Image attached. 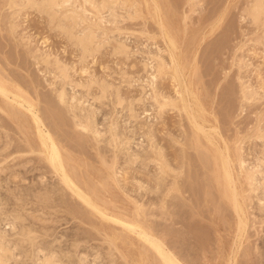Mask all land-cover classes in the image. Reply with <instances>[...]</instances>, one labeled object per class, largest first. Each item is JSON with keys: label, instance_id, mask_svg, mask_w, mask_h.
<instances>
[{"label": "rangeland", "instance_id": "obj_1", "mask_svg": "<svg viewBox=\"0 0 264 264\" xmlns=\"http://www.w3.org/2000/svg\"><path fill=\"white\" fill-rule=\"evenodd\" d=\"M7 1L0 0V80L13 91L20 88L22 94L38 105L37 110L45 126L62 149L68 171L80 186L91 193L93 199L108 212L141 220L186 264H264V187L260 188L259 183L255 185L251 182L252 175L259 179L264 176V20L253 23L246 13L253 0H118L115 15H111L108 10L102 14L107 20L101 18L91 3L78 0L76 6H81L77 10L81 13L80 9L85 8L81 15L88 18L76 25L73 31L78 33L91 26L95 32L98 29L96 41L103 42L98 51L86 58L80 47L68 37V33L58 26L63 19L61 14L64 9L68 12L71 6L59 7L56 23L55 20L51 21L47 13L35 7L21 5L18 8L11 4L14 0H9L11 3L8 1L10 5H7ZM16 11L19 12L17 16ZM64 19L67 20H63L66 24H71V19ZM160 23L165 24L176 40L175 55L182 70V83L174 79L168 67L171 56ZM119 39L130 44L128 54L116 52L115 45ZM96 41L94 45H97ZM156 53L165 57L168 65L165 72L158 73L155 85L159 86L155 90L148 81L152 69L146 70L143 62L152 60V55ZM47 57L49 64L45 61ZM56 61H59L60 66L65 65L69 78L62 80L61 76L62 79L57 77L60 72ZM154 63L157 64V61ZM90 81L93 83L89 84L91 86L88 89L86 83ZM105 81L108 88L103 95L100 88ZM60 87L65 88L69 96L77 94L84 100L87 98L82 109L85 106L83 111H88L85 110L84 114L82 110L68 108L67 104L60 102L56 96V88ZM247 87L253 92H249ZM245 88L247 91H244ZM156 91L160 102L164 101L162 95L166 94L167 101L174 98L177 105L161 107L155 99ZM86 92L91 93L88 95ZM246 92L253 93L250 99H245ZM117 93L123 98L121 104L117 103ZM182 93L187 99L189 111L208 134L198 130L192 122L193 116L185 111L184 102L180 99ZM3 96L0 93V229L6 231L5 241L7 238L11 240L6 241L7 246L11 245L14 249L11 252L9 246L10 255L16 254L10 256L7 263L38 264L37 260L46 253L52 254L49 252L51 250L58 264H158L160 259L155 251L138 235L100 217L65 185L39 153L41 143L32 115L11 101L13 96ZM86 103L93 107L88 108ZM131 104L139 117L131 116ZM91 110H96L95 127H99L102 134L82 130L81 126L76 125L77 121L85 120ZM115 125L119 130L118 135H124L122 139L132 138L130 146H125L127 149L121 146V138L114 140L117 136L112 134L114 130L111 127ZM214 126L215 129L212 128ZM161 147H164L163 151ZM158 148L162 153H159ZM133 151L136 154L130 155ZM217 152L224 157L228 154L225 159L230 160L234 189L245 211L247 209L246 215L250 220L244 230L240 229V217L229 197L223 164ZM161 154H164L163 157H160ZM164 160L172 168H184V174L181 175L185 176L187 185L180 175V186L177 184L178 177L174 182L173 172L160 174V165ZM160 176L163 177V183H160ZM164 176L169 177V180ZM253 186L260 190H252ZM169 189L170 194H174L166 196ZM259 197H263L260 198L263 203L259 202ZM173 201L178 202L177 207L176 203L172 204ZM136 203L141 204L138 206L141 210H136ZM168 209H171V213ZM166 211L171 217L178 212L173 218L179 219L182 214L186 216H182L181 223L180 220H173ZM17 214H21L23 219L17 220L18 230H13L10 223ZM175 221L176 225L173 223ZM166 228L170 230L167 232ZM30 229V235L22 231L29 233ZM180 231H183V235ZM33 245L38 249L33 248ZM141 246L144 251L140 249ZM83 253L88 255L85 263L80 258ZM35 254L38 259H35ZM159 264H162L161 261Z\"/></svg>", "mask_w": 264, "mask_h": 264}, {"label": "bare ground", "instance_id": "obj_2", "mask_svg": "<svg viewBox=\"0 0 264 264\" xmlns=\"http://www.w3.org/2000/svg\"><path fill=\"white\" fill-rule=\"evenodd\" d=\"M9 1V0H8ZM8 1H7V5L9 4V3H11L10 1H9V3H8ZM12 1V0H11ZM76 1H78V0H14L11 4H14V6L16 7H18L19 8V6H21V5H29V6H31V7H35L37 10H39V11H41V12H44V13H47L48 15L47 16H49L50 17V19H51V21H54L55 19H56V17H57V14H58V12L60 11L59 10V7H66V6H71L72 8L70 9V10H68V8H67V10H68V12L66 11V9H64L65 11H66V13H64L65 11H63L62 9V11H63V14H61V16L63 17V19L62 20H60V22L58 23V26L61 28V29H63L64 31H65V33H68V37L72 40V42L75 44V45H77V46H79L80 47V49L82 50L81 52L83 53V57L84 58H86L88 55H92V54H94V52H96V51H98L99 49H100V46L102 45V43L103 42H101V43H98L97 41H96V38H97V36H99V33L97 32V30L98 29H96V32L98 33L97 35H96V32H95V29L93 28V27H85V28H83L82 30H80V32H74L75 30H74V28L76 27V25L78 26L79 24H81V23H83V22H85L86 21V18H88V17H85V16H82L81 15V13L84 11L83 9H85V8H81L80 10H82V12L80 13V11L79 10H77L78 8L77 7H79V6H81V5H77L76 6ZM86 2H89V3H91L92 4V6H94V8H96L97 9V11L100 13V15H101V18L103 17H105L104 19H106L107 17L106 16H104V15H102V14H105L104 12H106V10H108V12H110V14L111 15H115V13H114V9H115V4L118 2V0H101V1H97V0H85ZM84 1V2H85ZM152 1V0H151ZM193 1V0H192ZM79 3V2H78ZM193 3V2H192ZM83 4V3H82ZM90 4V5H91ZM118 4V3H117ZM10 5V4H9ZM156 5V4H155ZM1 6V5H0ZM117 6V5H116ZM157 6V5H156ZM9 7H11V6H9ZM13 7V6H12ZM22 7V6H21ZM25 7V6H24ZM14 8V7H13ZM18 8H16V10H18ZM155 8V7H154ZM127 9V8H126ZM116 10V9H115ZM119 10V9H118ZM159 10V9H158ZM163 10V9H162ZM87 11V10H86ZM133 10H131L130 12H132ZM17 12L18 11H16L15 13V15L17 16L18 14H17ZM129 12V11H128ZM158 12V11H157ZM244 12V11H243ZM19 13V12H18ZM84 13V12H83ZM134 13V12H133ZM247 14H249L248 16H249V18L251 17V20H253L252 22L253 23H260V21L262 20V22H263V20H264V0H253V2H252V4L250 5V7L249 8H247V12H246ZM108 15H110L109 13H107ZM106 14V15H107ZM117 15H119L118 13H116ZM156 14V13H155ZM12 15V14H11ZM59 15V14H58ZM85 15V14H84ZM160 15V14H159ZM158 15V16H159ZM163 15V14H162ZM88 16V15H87ZM90 16V15H89ZM13 17V16H12ZM11 17V18H12ZM61 17V18H62ZM64 17L65 18H69V20L71 19V24H66L65 23V21H67V20H65L64 19ZM152 17V16H151ZM163 17V16H162ZM223 17V16H222ZM59 18V17H58ZM60 18V19H61ZM94 17H92V19H93ZM99 18V17H98ZM101 18H100V21H101V23L103 22L102 20H101ZM117 18H118V16H117ZM103 19V20H104ZM153 19V18H152ZM161 19V18H160ZM12 20V19H11ZM63 20H65V21H63ZM107 20V19H106ZM112 20V19H111ZM57 20H55V22H56ZM98 21H99V19H98ZM113 21H115V19H114V17H113ZM112 21V22H113ZM15 22V21H14ZM161 22V21H160ZM53 23V22H52ZM57 23V22H56ZM98 23V22H97ZM264 23V22H263ZM262 23V24H263ZM11 24V23H10ZM12 24H15V23H13L12 22ZM161 25H160V28L162 29V32L164 33V35H165V37H166V39H167V43H168V47H169V51L168 52H170V58H171V63H170V65L168 66L169 68H170V71L172 72V74H173V77H174V79L175 80H177L178 81V83H182V70H181V68H180V64H179V61H178V59H177V57H176V55H175V49L177 48V44H176V40H175V38H174V36L173 35H171L170 34V32L167 30V28H166V26H165V24L164 23H160ZM167 24V23H166ZM261 24V25H262ZM90 25H92V24H90ZM12 26V25H11ZM57 26V27H58ZM94 26V25H93ZM212 26V25H211ZM95 27H97V24H96V26ZM104 28V27H103ZM169 28V27H168ZM12 29V28H11ZM100 29V28H99ZM74 30V31H73ZM106 30H108L107 28H106ZM174 31V30H173ZM145 32V31H144ZM149 33V32H148ZM103 34H104V32H103ZM103 34H100V35H103ZM110 36H112V35H110ZM162 37V36H161ZM115 38V37H114ZM122 38V37H121ZM108 39V38H107ZM111 39H112V37H111ZM117 39V38H116ZM70 40V41H71ZM108 40H110V38L108 39ZM113 40H115V39H113ZM97 42V45L95 46L94 45V42ZM111 41V40H110ZM116 41V40H115ZM126 41V40H125ZM125 41H123V40H120L119 39V41H118V43L115 45V50H116V52L117 53H122V54H124V53H127L128 54V49H129V45H127V43L125 42ZM165 41V40H164ZM94 45V46H93ZM106 45V44H105ZM166 46V47H167ZM114 47V46H113ZM163 49V48H162ZM130 51V50H129ZM160 51H161V49H160ZM113 52V51H112ZM159 52V51H158ZM157 52V53H158ZM115 53V52H114ZM150 53V52H149ZM157 53H156V55H152V60H148V59H146L147 61H144L143 63V65H144V68L147 70L148 68H150V70L152 69V72H150V77H148L149 78V83L151 84V86L153 87V89H155L156 90V86H159V85H155V83L157 82V80H158V73H163V72H165V68L167 67V62L164 60V58L163 57H161V56H159V55H157ZM151 54V53H150ZM161 54H162V52H161ZM82 55V54H81ZM169 57V56H168ZM183 57V56H182ZM41 58V57H40ZM151 59V58H150ZM42 60V59H41ZM46 62H47V64H49L50 62H49V58L47 57V59L45 60ZM154 61H157V64L156 63H154ZM185 61V60H184ZM183 61V62H184ZM57 65H58V68H59V72H60V74L59 75H57V77L59 76H61L60 78L62 79V80H64V79H67V78H69V74H68V72H67V70H66V68H65V65H64V67L63 66H60V64H59V61H56L55 62ZM55 64V65H56ZM182 65V64H181ZM187 65V64H186ZM47 67V66H46ZM51 68V67H50ZM168 68V69H169ZM48 69V68H47ZM1 71V70H0ZM53 71V70H52ZM155 71H157V73H155ZM189 71V70H188ZM58 72V73H59ZM169 72V71H168ZM187 72V71H186ZM1 73H3V72H1ZM195 73V72H194ZM148 75V74H147ZM4 76H6V75H4ZM167 76V75H166ZM170 76V75H169ZM185 77V76H184ZM92 78V77H91ZM147 78V79H148ZM11 79V78H10ZM140 79V78H139ZM144 79H145V77H144ZM173 79V78H172ZM6 80V79H5ZM185 80V79H184ZM70 81H72V80H70ZM69 81V82H70ZM92 81H97V80H92ZM92 81H90V83H86V86L88 85V89H89V86H91V85H89V84H92L93 82ZM88 82V81H87ZM92 82V83H91ZM62 83V82H61ZM97 83V82H96ZM104 84H102V88H100V89H102V93H103V95L105 94V92H107V88H108V85L107 84H105L106 83V81L105 82H103ZM108 83V82H107ZM16 84V83H15ZM76 84H78V83H76ZM81 84V83H80ZM184 84V83H183ZM179 85V84H178ZM55 86V85H54ZM59 86V85H58ZM76 86V85H75ZM110 86V85H109ZM144 86V88H146L145 87V85H143ZM63 87V86H62ZM85 86L83 85V88H84ZM181 87V86H180ZM61 88V87H60ZM57 89L56 88V96L58 97L57 99H59V101L60 102H62L63 104L65 103V104H67L68 106V108H69V106H70V108H73V109H79V110H82L83 111V109H84V107L85 106H83V109H82V105L86 102V101H88V99L87 98H85L86 100H84L82 97H81V95L80 96H77V94H73L72 96L70 95L69 96V94H67L68 92H66V90H65V88H61V89ZM110 88V87H109ZM160 88V87H159ZM248 88V87H247ZM247 88H245L244 89V91L247 89ZM16 89V88H15ZM86 89V88H85ZM184 89H185V85H184ZM249 89V88H248ZM20 88H18L17 89V91H13V90H11L10 88H8V86L5 84V82H3L2 80H0V93L2 94V95H4L6 98L7 97H11V96H13V99L11 100V101H14V103L16 102V104L18 103L21 107H23V108H25V110H27L29 113H30V115H32V120L34 121V123H35V127L37 128V134H38V137H39V140H40V143H41V148H40V151H39V153H41L44 157H45V159L47 160V162L51 165L50 167L51 168H53V170L60 176V178L62 179V181L65 183V185L75 194V195H77L78 197H80V199H82L92 210H94L95 211V213H97L100 217H102L103 219H105V220H107V221H111V222H114V223H116V224H118V225H120V226H122L123 228H125V229H127L129 232H131V233H134V234H136V235H138L137 237H139L140 239H142L150 248H152L154 251H155V253L157 254V256H158V258L160 259V261H161V263L162 264H186L182 259H181V257H179L171 248H169V246L165 243V241L163 240V239H161L160 237H158L157 236V234H155L154 232H153V230H151V228L150 227H148V226H145L142 222H141V220L139 221V220H137V219H129V218H127V217H125V216H122V215H118V214H114V213H110V212H108L104 207H102L101 205H99L94 199H93V197L90 195L91 193H89L88 191H86L85 189H83L81 186H80V184L77 182V180L70 174V171H68V169H67V167H66V164H65V159H64V155H63V152H62V149H61V147L59 146V144H58V142H57V140L55 139V137L53 136V134L50 132V130H48L49 128H47L46 126H45V123H44V121H43V119H42V117L40 116V114H39V112H38V110H37V106H36V104H35V102L32 100V99H29L28 97H26L24 94H22L20 91ZM144 90V89H143ZM181 90V89H180ZM250 90V89H249ZM252 90V89H251ZM249 91V92H253V90L252 91ZM23 91V90H22ZM86 91V90H85ZM89 91V90H88ZM87 91V92H88ZM247 91V90H246ZM255 91H257V90H255ZM254 91V92H255ZM24 92V91H23ZM73 92H74V89H73ZM76 92V91H75ZM86 92V93H87ZM116 92H118V91H116ZM179 92V91H178ZM89 93H91V92H89ZM89 93H87L88 95H89ZM102 93H99V95L100 94H102ZM156 93H157V91H156ZM162 93V92H161ZM184 93H186V92H184ZM184 93H182V95L179 97L180 99H182V101L184 102V109H185V111L188 113V115H192L191 114V112L189 111V105H187V99L185 98V95H184ZM188 93H189V91H188ZM26 94V93H25ZM72 94V93H71ZM78 94H79V92H78ZM164 94V93H163ZM244 94H246V95H244L245 96V99L247 100V99H250V97L252 96V94L251 93H248V92H246V93H244ZM251 94V95H250ZM256 94V93H255ZM67 95L69 96V98L67 97ZM96 95V94H95ZM94 95V96H95ZM98 95V96H99ZM162 95V94H161ZM166 95V94H165ZM165 95H162V97L164 98V101L163 102H160L161 101V99L159 100L158 98L159 97H157V96H159L158 95V93L156 94V98L155 99H157V101L160 103V106L161 107H164V106H166V105H168V104H174V105H177V103H176V101L175 100H173V99H170L169 98V101H167L168 100V98L165 96ZM189 95H190V93H189ZM250 95V96H249ZM3 96V97H4ZM187 96V95H186ZM78 97H81L82 99H79ZM84 97V96H83ZM86 97V96H85ZM139 97V96H138ZM188 97V96H187ZM254 97V96H253ZM137 98V97H136ZM10 99V98H9ZM94 99V98H93ZM99 99V98H98ZM139 99V98H138ZM144 99V98H143ZM142 99V100H143ZM8 100V99H7ZM130 100V99H129ZM137 100V99H136ZM139 100H141V99H139ZM102 101V100H101ZM123 101V98L121 97V95L119 94V93H117V103L118 104H121V103H123L122 102ZM178 101H180V100H178ZM59 102V103H60ZM89 102L91 103L92 101H90L89 100ZM181 102V101H180ZM200 102V101H199ZM94 103V102H93ZM92 103V104H93ZM132 103V102H131ZM182 103V102H181ZM180 103V104H181ZM188 103H189V100H188ZM64 104V105H65ZM89 103H86V105L88 106V108H89V106H90V108L91 107H93L91 104H89ZM183 105V104H182ZM13 106H14V104H13ZM86 106V107H87ZM95 106V105H94ZM123 106V105H122ZM5 107V106H4ZM181 107H183V106H181ZM202 107V106H201ZM122 108V107H121ZM170 108V107H169ZM191 108V107H190ZM7 109V108H6ZM11 109V108H10ZM15 110H17V109H15ZM85 110H87V109H85ZM85 110L83 111V113L85 112ZM74 111V110H73ZM82 111H81V113H82ZM88 111V110H87ZM86 111V112H87ZM96 112V110H91V112H88L89 113V115L87 116L86 115V118H85V120H81L80 122H78L77 121V126H81L83 129L82 130H92V131H94L96 134H102L103 132H100V130H98V128L97 127H95V123H96V121H95V112ZM129 111L131 112V116H133V117H136V116H138V115H136L135 114V110H134V107L132 106V104H131V106H129ZM182 111H184V110H182ZM18 112V111H17ZM75 112V111H74ZM11 114H12V112H10ZM9 113V114H10ZM14 113V112H13ZM20 113V112H19ZM18 113V114H19ZM77 113V112H76ZM119 113V112H118ZM118 113H117V115H118ZM85 114V113H84ZM98 114H99V112H98ZM139 114V113H138ZM186 114V113H185ZM20 115H22V113H20ZM25 115V114H24ZM79 115H81V114H79ZM188 115H187V117H188ZM12 116V115H11ZM82 116V115H81ZM193 116V115H192ZM76 117V116H75ZM130 117V116H129ZM139 117V116H138ZM191 117V116H190ZM15 118V117H14ZM79 119H80V116H79ZM83 119V118H82ZM138 119V118H137ZM196 116L194 115L193 116V118H192V122H194V124H195V126H196V128L198 129V130H200L201 132H205L206 134H208V132H206L205 130L206 129H204V127L201 125V123H199V122H197L196 121ZM214 120H215V117L213 118ZM97 120V119H96ZM117 120V119H116ZM115 120V121H116ZM201 120V119H200ZM99 121V120H98ZM114 121V120H113ZM190 121V120H189ZM202 121V120H201ZM207 123V122H206ZM218 123V122H217ZM97 124V123H96ZM108 124V123H107ZM115 124H116V122H115ZM118 124V123H117ZM111 125V124H110ZM113 125V124H112ZM111 125V126H112ZM117 125H115L114 127H111V130L113 131L114 130V133L112 132V134L114 135V136H117V137H114V140L116 139L117 140V138L119 137V138H121V136H124L122 133H120L119 132V134H122L121 136H119L118 135V133H117V131H119V130H117V127H116ZM194 126V125H193ZM194 126V127H195ZM260 126V125H259ZM110 127V126H109ZM97 128V129H96ZM208 128H210V127H208ZM213 129H215V126L214 127H212ZM212 128H210V129H212ZM118 129H121V128H119L118 127ZM196 129V130H197ZM110 130V129H109ZM258 130V129H257ZM216 131V130H215ZM87 132V131H86ZM263 132V131H262ZM204 133V134H205ZM90 134V133H89ZM95 134V135H96ZM110 134V133H109ZM112 134H110L111 136H113ZM205 134V135H206ZM202 135H203V133H202ZM216 135V134H215ZM221 135V134H220ZM100 136H102V135H100ZM99 136V137H100ZM199 136V135H198ZM98 137V136H97ZM98 137V138H99ZM212 137V136H211ZM131 138V137H130ZM129 137H127V140H124L125 138H121L120 140V143H123V145H121L122 147L124 146H127V144H128V146L127 147H129L130 146V142L132 141L131 139H130ZM149 138H150V136H149ZM199 138V137H198ZM221 138H222V136H221ZM203 139H204V137H203ZM100 140H101V138H100ZM104 140V139H103ZM110 140H111V137H110ZM152 140V139H151ZM205 140V139H204ZM209 141H210V139H208ZM212 140H214V139H212ZM224 140V139H223ZM107 141V140H106ZM105 141V142H106ZM119 141V140H118ZM117 141V142H118ZM149 141V140H148ZM200 141V140H199ZM207 141V140H206ZM111 142H112V140H111ZM117 142H115V144L117 143ZM142 142V141H141ZM176 142V141H175ZM181 142H183V141H181ZM221 142H223L224 143V141H221ZM108 143H110V142H108ZM148 143H150V142H148ZM177 143V142H176ZM207 143V142H206ZM209 143H211V142H209ZM102 144V143H101ZM103 145V144H102ZM117 145V144H116ZM118 145H120V144H118ZM157 145H159V144H157ZM210 145H213V144H210ZM225 145H226V143H225ZM241 145V144H240ZM104 146V145H103ZM140 146H142L141 144H140ZM153 146V145H152ZM217 146V145H216ZM243 146V145H242ZM123 147V148H124ZM132 147V146H131ZM130 147V148H131ZM142 147H145V146H142ZM214 147V146H213ZM239 147H241V146H239ZM100 148V147H99ZM138 149H139V147H137ZM160 148V147H159ZM159 148H158V150H159ZM162 148V147H161ZM164 148V147H163ZM163 148L161 149L162 151H163ZM181 148H182V146H181ZM185 148V147H184ZM218 148V147H217ZM125 149H127L126 147H125ZM138 149H137V151H138ZM140 149H141V147H140ZM147 149V148H146ZM156 149V148H155ZM216 149V148H215ZM219 149V148H218ZM225 149H227V147H225ZM241 149V148H240ZM131 150H133V149H131ZM135 150V149H134ZM149 150V149H148ZM153 150H154V147H153ZM242 150V149H241ZM34 151V150H33ZM37 151V150H36ZM124 151V150H123ZM147 151V150H146ZM157 151V150H156ZM176 151V150H175ZM183 151V150H182ZM212 151H214V150H212ZM226 151V150H225ZM120 152V151H119ZM129 152V151H128ZM141 152H142V150H141ZM144 152V151H143ZM158 152V151H157ZM186 152V151H185ZM136 154V152L135 151H133L132 153H129L130 155H133V154ZM154 153H156V152H154ZM159 153H162V152H160V150H159ZM215 153V152H214ZM213 153V154H214ZM219 152H217V154H218ZM227 153V152H226ZM233 153V152H232ZM243 153V152H242ZM241 153V154H242ZM127 154V153H126ZM139 154V153H138ZM165 154V153H164ZM164 154H161V156L160 157H163V155ZM125 155V154H124ZM128 155V154H127ZM140 155V154H139ZM147 155V154H146ZM157 155V154H156ZM206 155H208V154H206ZM219 155H220V161H222V163L221 164H223L222 166V168H224V172H225V174H224V180L226 181V185H227V187H228V194H229V197L232 199V202L234 203V208L236 209V211L238 212V214H239V220L240 221H238V223L240 222V229L241 230H244L245 229V227H246V225H247V223H248V218H247V215H246V211H247V209H246V211H245V209H244V206L242 205V203L239 201V199H238V194H237V192H235V189H234V184H233V176H232V170L230 169V160H229V158H227V159H225L226 157H228L227 155H225L226 157H224L223 156V154L222 153H219ZM134 156H136V155H134ZM138 156V155H137ZM166 156V155H165ZM186 156V155H185ZM241 156V155H240ZM243 156V155H242ZM130 157V156H129ZM139 157V156H138ZM143 157V156H142ZM167 157V156H166ZM178 157V156H177ZM183 157V156H182ZM181 157V158H182ZM207 157V156H206ZM208 157H209V155H208ZM234 157V156H233ZM244 157V156H243ZM242 157V158H243ZM126 158H128V157H126ZM165 158V157H164ZM214 158H215V156H214ZM213 158V159H214ZM241 157H240V159H242ZM129 159V158H128ZM136 159H137V157H136ZM144 159H147V158H145V156H144ZM161 159V158H160ZM175 159V158H174ZM239 159V158H238ZM243 159H245V158H243ZM139 160V159H138ZM138 160H136V161H138ZM155 160V159H154ZM165 160H168V159H165ZM163 161V162H161V165H160V171H161V173L160 174H162V173H164V172H173L174 174H170V175H174V177H175V179H174V182H175V180H177V179H179V175L180 176H182L183 174H184V172H183V169H182V166L178 169H176V168H172L166 161ZM178 160V159H177ZM183 160L184 161H186L184 158H183ZM216 160V159H215ZM214 160V162H216ZM134 161V160H133ZM136 161H134V162H136ZM184 161H182V162H184ZM237 161V160H236ZM246 161V160H245ZM130 162V161H129ZM157 162V161H156ZM173 162V161H172ZM180 162H181V160H180ZM241 162V161H240ZM261 162H263V161H261ZM178 163V162H177ZM186 163V162H185ZM237 163V162H236ZM245 163V162H244ZM264 163V162H263ZM216 163H214V165H215ZM242 164H243V162H242ZM241 164V165H242ZM260 164V163H259ZM235 165V164H234ZM240 165V164H239ZM240 165V166H241ZM245 165V164H244ZM263 165V164H262ZM159 166V165H158ZM183 166H184V164H183ZM212 166V165H211ZM217 166V165H216ZM174 167V166H173ZM221 167V166H220ZM235 167V166H234ZM243 167V166H242ZM250 167V166H249ZM237 168V167H236ZM241 168V167H240ZM259 168L261 169V164H260V166H259ZM258 168V169H259ZM254 169V168H253ZM257 169V168H256ZM245 170V169H244ZM243 170V171H244ZM249 170V169H248ZM262 170V169H261ZM216 171H218L217 169H216ZM263 171V170H262ZM74 172V171H73ZM159 172V171H158ZM237 172H238V169H237ZM240 172V171H239ZM253 172V171H252ZM261 172V171H260ZM116 173V172H115ZM246 173V172H245ZM258 173V172H257ZM262 173V172H261ZM263 173H264V171H263ZM160 174H158V176L160 175ZM165 174V173H164ZM168 175H169V173H167ZM182 174V175H181ZM186 174V173H185ZM217 174H219L218 172H217ZM223 174V173H222ZM115 175V174H114ZM117 175V174H116ZM220 175V174H219ZM259 175V174H258ZM163 176V175H162ZM162 176H160L161 177V181H160V183H163V177ZM166 176V175H165ZM165 176H164V178H165ZM236 176V175H235ZM261 176V175H260ZM259 176V177H260ZM156 177H157V174H156ZM173 177V176H172ZM178 177V178H177ZM191 177V176H190ZM217 177L219 178V176L217 175ZM237 177V176H236ZM251 177V176H250ZM169 178V177H168ZM167 177L165 178V179H168ZM177 178V179H176ZM181 178V177H180ZM185 178V176L183 177L182 176V179L185 181L186 179H184ZM186 178H187V176H186ZM215 178V177H214ZM218 178H216V179H218ZM222 178H223V175H222ZM252 180H251V182H252V184H255V185H257L258 183L260 184V188H261V186L262 187H264V176L262 177V178H258V176H255V175H252ZM116 179H118L117 177H116ZM158 179V178H157ZM164 179V180H165ZM171 179V178H170ZM182 179H181V181H182ZM216 179H215V181H216ZM112 180V179H111ZM118 180H120V179H118ZM118 180H117V182H118ZM169 180V179H168ZM189 180V179H188ZM183 181V182H184ZM220 181V180H219ZM224 181V182H225ZM248 181V180H247ZM249 181H250V178H249ZM157 182V181H156ZM174 182H172V183H174ZM177 182V181H176ZM190 182V181H189ZM223 182V183H224ZM255 182V183H254ZM105 183V182H104ZM121 183V182H120ZM171 183V181H169V184ZM180 179H179V181H178V185L180 186ZM185 183V185H187L186 183H187V180H186V182H184ZM218 183V182H217ZM216 183V184H217ZM240 183V182H239ZM118 184V183H117ZM168 184V185H169ZM190 184V183H189ZM221 184V183H220ZM245 184H246V182H245ZM251 184V185H252ZM157 185H160V184H157ZM162 185V184H161ZM177 185V187H179ZM218 185V184H217ZM250 185V186H251ZM163 186V185H162ZM164 186H165V184H164ZM170 186V185H169ZM168 186V187H169ZM249 186V187H250ZM257 186V187H258ZM171 187H173L172 185H171ZM171 187H170V189H171ZM222 187V186H221ZM238 187V186H237ZM154 188H156V187H154ZM159 188H161V190H162V187L161 186H159ZM167 188V187H166ZM181 188H182V184H181ZM180 188V189H181ZM186 188V187H185ZM219 188H220V186H219ZM222 188H224V187H222ZM221 188V189H222ZM256 187L255 186H253L252 187V190L253 189H255ZM260 188L259 189H257L256 188V190H260ZM157 189V188H156ZM156 189L154 190V191H156ZM168 189V188H167ZM168 190L167 191V193L165 194L166 196H170L171 194H174V192H176V189L173 187V193H171L170 194V192H171V190ZM175 189V190H174ZM248 189V188H247ZM251 189V188H250ZM263 189V188H262ZM159 190V189H158ZM158 190H157V192H158ZM160 190V191H161ZM177 190L179 191V189L177 188ZM256 190H254V191H256ZM154 191H153V193H154ZM226 191V190H225ZM253 191V192H254ZM263 191V190H262ZM262 191H261V193H262ZM152 192V191H151ZM182 192V191H181ZM185 192V191H184ZM183 192V193H184ZM251 192V191H250ZM161 193H163V191H161ZM226 192H224L223 194L224 195H227V194H225ZM241 193H242V191H241ZM246 193V192H245ZM248 193V192H247ZM159 194V193H158ZM157 194V195H158ZM95 195V194H94ZM177 195V194H176ZM248 195V194H247ZM263 195V194H262ZM153 196V195H152ZM174 195H172L171 197H173ZM228 196V195H227ZM95 197V196H94ZM155 197H157L156 195H155ZM171 197H167V198H170L171 199ZM174 198V197H173ZM172 198V199H173ZM176 198V197H175ZM174 198V199H175ZM224 198H226L225 196H224ZM243 198V197H242ZM241 198V199H242ZM260 198H263V197H259V199ZM99 199V198H98ZM178 199V198H177ZM180 199V198H179ZM244 199V198H243ZM159 200V199H158ZM100 201V200H99ZM166 200L164 199V203H166L165 202ZM172 201V200H171ZM227 201H229V200H227ZM262 201V203H263V200H259V202H261ZM103 203H104V201H102ZM160 202V201H159ZM169 202H170V200L169 201H167V203L169 204ZM246 202L248 203V199H246ZM174 203H176L175 201H173L172 202V204L174 205ZM178 203V202H177ZM175 204L176 206L175 207H177V205L178 204ZM228 203H230V201L228 202ZM139 204V203H138ZM186 204V203H185ZM136 205H137V203H136ZM140 205L141 204H139V205H137V207L139 206L140 207ZM165 204H163V207H166V206H164ZM181 205V204H180ZM247 205V204H246ZM111 206V205H110ZM161 206V205H160ZM182 206V205H181ZM262 206H264V204L262 205ZM262 206H260L261 208H262ZM137 208L136 210H138V209H140V208ZM171 207V205L169 206V208ZM174 207V208H175ZM247 207H249V206H247ZM112 208V207H111ZM168 208V207H167ZM174 208H172V209H174ZM179 209H180V207H178ZM177 208V209H178ZM188 208V207H187ZM142 209V208H141ZM140 209V210H141ZM165 209V208H164ZM178 209V210H179ZM186 209V208H185ZM263 209V208H262ZM118 210V209H117ZM136 210L134 211L135 213H137L136 212ZM140 210H139V213L141 214V212H140ZM152 210H153V208H152ZM162 210V209H161ZM169 210H171V209H168V211ZM177 210V211H178ZM184 209H182V211H183ZM264 210V209H263ZM149 211V210H148ZM150 211H151V209H150ZM168 211H166V213L167 214H169L168 216H170V213L168 212ZM173 211V210H172ZM174 211H176L175 209H174ZM182 211H180V212H182ZM185 211V210H184ZM183 211V212H184ZM179 212V211H178ZM178 212H174L175 214H174V216H170L173 220L174 219H177V218H173V217H175V215L178 213ZM237 212H236V214H237ZM249 212V211H248ZM139 213H138V216H139ZM153 213H155L154 211H153ZM153 213H152V215H153ZM161 213V212H160ZM166 213H165V216H166ZM173 213V212H172ZM185 213H186V211H185ZM182 214V213H181ZM181 214H179V216L181 215ZM249 214H250V212H249ZM129 215V214H128ZM136 216H137V214H135ZM147 215V214H146ZM163 215V214H162ZM132 216V215H131ZM182 216H183V214L181 215V218H182ZM184 216H186L185 214H184ZM183 216V217H184ZM238 216V215H237ZM236 216V217H237ZM150 217H151V214H150ZM178 217V216H177ZM15 220H13L10 224H11V229L13 228V230L14 229H16V230H18L17 229V226H16V222H17V220L18 219H23L22 218V216H21V214L19 215V214H17L15 217ZM13 218V219H14ZM134 218V217H133ZM138 218V217H137ZM169 218V217H168ZM181 218H179V219H177V220H180ZM186 218V217H185ZM237 218V219H238ZM250 218V217H249ZM153 219V218H152ZM159 219V218H158ZM182 220H184L185 221V219L183 218ZM153 221V220H152ZM154 221H156V220H154ZM159 221V220H158ZM171 222H172V220H170ZM250 221V220H249ZM21 222V221H20ZM24 222V221H23ZM180 222L182 223L183 221H181L180 220ZM155 223V222H154ZM174 223V225H176L175 223H177L176 221L175 222H173ZM237 223V224H238ZM250 223V222H249ZM159 224V223H158ZM149 225V224H148ZM155 225H156V223H155ZM162 225V224H161ZM173 225V224H172ZM250 225V224H249ZM149 226H152V225H149ZM238 226V225H237ZM30 227V226H29ZM154 227V226H153ZM160 227V226H159ZM158 227V228H159ZM175 227V226H174ZM249 227V226H248ZM24 228V227H23ZM115 228V227H114ZM155 228H157V225H156V227ZM168 228H169V225H168ZM171 228V227H170ZM176 228V227H175ZM25 229V228H24ZM160 229H161V227H160ZM174 229V228H173ZM177 229V228H176ZM239 229V228H238ZM117 230V229H116ZM168 230H170V229H168ZM168 230H167V228H166V230L165 231H167L168 232ZM172 230V229H171ZM177 230H179V229H177ZM22 231H24L25 232V234H27V235H30V231H32V229H30L29 230V233H26V231L25 230H22ZM161 231V230H160ZM187 231V230H186ZM239 231V230H238ZM238 231H236V232H238ZM5 230H1L0 229V264H9V263H7L8 262V258L11 256V257H13L12 255H16V254H12V255H10V251H9V246L11 247V245H8L7 246V244H6V241L9 239V238H7V240L5 241V237H4V235H5ZM24 232H22V234H24ZM171 232V231H170ZM179 232V231H178ZM181 232V231H180ZM7 233H8V231H7ZM18 233V232H17ZM160 233V232H159ZM185 233V232H184ZM244 233V232H243ZM14 234H16V233H13V235ZM163 234V233H162ZM173 234V233H172ZM174 234H177V233H174ZM181 234L183 235V231L181 232ZM8 235H9V233H8ZM33 235V234H32ZM31 235V236H32ZM128 235V234H127ZM179 235V234H178ZM187 235V234H186ZM207 235V234H206ZM244 235V234H243ZM7 236V235H6ZM31 236H29V238L31 239L32 237ZM236 236V235H235ZM246 236V235H245ZM115 237V236H114ZM243 237V236H242ZM181 238V237H180ZM20 239V238H19ZM28 239V238H27ZM33 239H34V237H33ZM176 239V238H175ZM185 239V238H184ZM187 239V238H186ZM20 240H23V239H20ZM26 240V239H25ZM29 240V239H28ZM35 240V239H34ZM34 240H32L33 241V243H34ZM183 240V239H182ZM241 240H242V238H241ZM240 240V241H241ZM9 242H11V240H8ZM31 241V240H30ZM125 241V240H124ZM127 241V240H126ZM234 241V240H233ZM9 242H7L8 244H10ZM24 242H26V241H24ZM128 242V241H127ZM179 242V241H178ZM187 242V241H186ZM29 243H32V242H29ZM41 243V242H40ZM115 243V242H114ZM129 243V242H128ZM132 243V242H131ZM180 243V242H179ZM243 243V242H242ZM35 244V243H34ZM190 244V243H189ZM234 244V243H233ZM17 245H19V244H17ZM32 245V244H31ZM36 245V244H35ZM35 245H33V248H36V247H34ZM142 245V244H141ZM174 245V244H173ZM173 245L171 246L170 245V247H173ZM235 245V244H234ZM239 245H241V244H239ZM176 246V245H175ZM14 248V247H13ZM16 248V247H15ZM40 248V247H39ZM51 248V247H50ZM174 248V247H173ZM11 249H12V247H11ZM38 248H36V250H37ZM42 248H40V250H41ZM140 249H143V246H141V248ZM147 249V248H146ZM176 249V248H175ZM13 250L14 249H12V251L11 252H13ZM35 250V249H34ZM42 250H44V249H42ZM50 250V249H49ZM139 250V249H138ZM232 250V249H231ZM143 251H144V249H143ZM182 251V250H181ZM20 252V251H19ZM37 252V251H36ZM39 253H40V251H38ZM42 252V251H41ZM45 252H47L46 250H45ZM49 252H52V254H45L44 256H42L41 258H40V260L38 259V258H36L38 255L37 254H35L36 256H34L35 257V259H38L37 261L40 263V264H58V262L55 260V254H53V251H49ZM142 252V251H141ZM146 252V251H145ZM179 252V251H178ZM18 253V252H17ZM55 253V252H54ZM237 253V252H236ZM19 254V253H18ZM82 254V253H81ZM80 254V255H81ZM187 255V254H186ZM233 255V254H232ZM150 256V255H149ZM153 256V255H152ZM33 257V258H34ZM86 257H88V255H86V254H84L83 253V255H81V260H82V262H84L85 260H86ZM144 257V256H143ZM57 258V257H56ZM157 258V259H158ZM183 258H185L184 256H183ZM34 259V260H35ZM233 259V258H232ZM141 260V259H140ZM154 260V259H153ZM234 260V259H233ZM160 261H159V263H160ZM186 261V260H185ZM35 262V261H34ZM81 262V263H82ZM86 262V261H85ZM84 262V263H85ZM150 262V261H149ZM238 262V261H237ZM38 263V264H39ZM158 263V264H159ZM233 262H231L230 264H232ZM35 264H37L36 262H35ZM190 264V263H189Z\"/></svg>", "mask_w": 264, "mask_h": 264}]
</instances>
